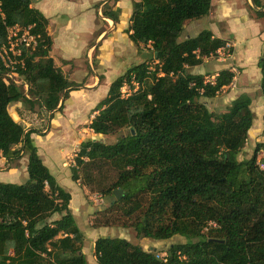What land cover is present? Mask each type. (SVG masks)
<instances>
[{
	"label": "trees",
	"instance_id": "1",
	"mask_svg": "<svg viewBox=\"0 0 264 264\" xmlns=\"http://www.w3.org/2000/svg\"><path fill=\"white\" fill-rule=\"evenodd\" d=\"M212 1L133 0L129 38L138 48L150 47L154 67L148 61L133 65L110 85L89 128L98 137L127 134L112 144L83 142L72 179L93 191L95 173L114 170V182L99 188L113 198L109 210L119 211L138 239L184 242L161 256L125 238L100 237L94 242L98 264H264V144L256 145L250 159H238L255 118L252 99L243 94L226 112L210 111L203 99L232 85L234 72L223 69L211 82L188 69L217 56L228 41L209 30L181 40L188 22L210 15ZM253 2L264 19V11L256 10H264V2ZM0 3V48L13 26L31 27L39 43L23 52L25 67L18 73L24 85L8 80L0 64V154L10 162L27 156L29 176L24 184L0 183V264H89L86 237L70 209L72 196L32 138L44 129L26 128L21 113L16 122L10 112L20 103L47 115L61 112L78 88L50 57L48 20L32 0ZM106 18L116 21L111 14ZM258 68L264 99V53ZM125 86L137 90L124 96ZM115 191H122L120 200Z\"/></svg>",
	"mask_w": 264,
	"mask_h": 264
},
{
	"label": "crops",
	"instance_id": "2",
	"mask_svg": "<svg viewBox=\"0 0 264 264\" xmlns=\"http://www.w3.org/2000/svg\"><path fill=\"white\" fill-rule=\"evenodd\" d=\"M240 1L243 8L242 15L235 12L238 6L237 0H213L210 15L201 25L199 23L202 28L188 37L197 36L203 30H209L216 38L228 41L227 47L234 48L236 67L239 70V75L234 79L237 93L235 99L243 94L251 97V110L255 118L249 132V140L253 135L257 138L256 142L263 139L261 143L264 144V99L260 92L261 72L258 68V62L264 53L263 18H253L247 11L249 7L247 0ZM32 7L40 11L48 20L47 31L52 38L50 57L54 60L56 67L67 76L69 82L74 83L78 88L70 92L61 112L55 111L48 115L49 125L42 131L43 135L32 136L38 148V154L58 184L61 186L62 180L72 181L70 188H73V193L69 192L72 196L70 209L76 219V214L79 218L83 215L82 213L87 214L88 207L86 208L85 199L87 190L84 188L82 190L79 182L73 181L71 167L66 163L67 157L79 151L81 144L87 140L84 139L85 136L98 140V136L94 135L89 128L92 119L98 113L94 111L91 119L89 115L107 96L109 87L114 82L109 80L108 76H116L117 79L131 66L145 62L142 56L143 46L138 48L129 38L133 0H32ZM106 14H111L116 21L106 18ZM244 16L247 22L244 26L255 31L252 39L248 37L242 39L245 46L239 50L237 27L242 25ZM254 22L258 25L257 29ZM229 40H231L230 43ZM97 50L100 54L98 57H96ZM93 57L98 59L97 69L102 79L94 75L84 80V85H80L82 81L75 80L77 79L76 71L78 68L83 70L85 67L86 71L93 69ZM230 70L235 74L236 69L230 68ZM88 91H98L100 97L89 98ZM94 100H96L95 105ZM16 107H22V104ZM15 113L21 121L18 112ZM263 159L264 151L259 154V160ZM27 163V156L10 162L0 154V183L18 185L26 183L29 178ZM96 240L94 239V242ZM90 250L94 253V249L87 248L85 239L83 252L87 258Z\"/></svg>",
	"mask_w": 264,
	"mask_h": 264
},
{
	"label": "rangeland",
	"instance_id": "3",
	"mask_svg": "<svg viewBox=\"0 0 264 264\" xmlns=\"http://www.w3.org/2000/svg\"><path fill=\"white\" fill-rule=\"evenodd\" d=\"M237 2H238V6L235 8V12L236 13L238 12L240 15H242L243 14V8L241 7V1L237 0ZM262 2H264V0H262ZM247 3L249 6L247 11L250 13V15L253 18L256 19L257 15H256L254 9H252L253 6L251 4V1L247 0ZM203 20L204 19L199 20V21L188 22L185 26V31H184V34H183V37L181 38V40H185L187 36H189L190 34H194L196 32V30L201 29L202 27L199 26V23L201 25V23H203ZM243 20L244 21H243L242 25L237 27L238 38H239L237 43H238L239 50L243 49V47L245 46V42L242 39H245L247 37L249 39H252L254 36V31H255V30H250L247 26H244L247 24V22L245 21L246 20L245 16L243 17ZM196 22L198 24H196ZM262 22L264 24V19H262ZM259 24H261V23L259 22ZM254 26L256 27V29L258 28L257 23H255ZM191 37H196V36L194 35ZM230 41L231 40H229V43H230ZM241 43H242V45H241ZM142 48H143L142 49L143 60L147 62L149 60L150 54H151L150 53V51H151L150 47L149 46H143ZM231 50H233V51H231ZM234 53H235L234 48L227 47L226 50L221 51V54H218L217 56H212L210 58L205 59V62L203 65H201L197 68L191 69V72L195 73V74H197L198 72H201V73H203V75L206 76V80L211 81V82L214 81L215 75L217 74V72L219 70H223V69L234 68V69H236L235 70V76H238L239 70L236 67L237 61L235 59L236 56H234ZM98 54H99V50H97V52H96V57H98ZM92 60H93V65H94L93 69H90V70L88 69L86 71L85 70L86 67H85V68H83V70L78 68L76 71L75 77L77 79H75V80L79 81V82L82 81L81 84L79 83L80 85H84V80H86L88 77H94V75H98L100 77L102 76V75H100V71H98V69H97L98 59L93 57ZM92 60H91V62H92ZM148 62L150 63L151 61H148ZM150 64L152 67H154L155 63L152 62ZM115 77L116 76L111 75V76H108V79L113 82L116 79ZM234 84H235V82L233 81V85H230L229 87L224 88L213 99H203V102L206 104V106L208 107V109L210 111H212L214 113H224L228 110L233 99H235L237 96ZM123 90H124V92L122 91L123 94L125 96H128L129 94L135 92L137 90V88L131 89L130 86L129 87L127 86ZM107 94H108V92H107ZM88 95H89V98H96L99 96V92L98 91L97 92L88 91ZM105 96H106V94H105ZM105 96H103V97H105ZM93 102L95 105L96 100H94ZM20 104H16V105H20ZM16 105L11 107L10 112L11 113L20 112L21 116L23 117V121H25L24 125H26V128H36V127L40 128L41 127V130L47 128V126L49 125L48 115L43 114L42 110L39 109L38 106H36L34 111H32V110H30L29 107H24V106L16 107ZM95 109L89 115V119H91V117L94 116ZM29 126H31V127H29ZM125 134H127V131L122 130V131L117 132L114 135L98 137V140L112 144V143H115L120 137H122ZM84 139L90 140V138L87 136H85ZM256 139L257 138L252 135L247 146H245L242 153L238 157V159L240 161L247 160V159H250L252 157L256 145L263 141V139H260L259 142H256L255 141ZM78 152H76L75 155L72 153V154L68 155V157H67L66 163H67V166L71 167L70 168L71 171H72V167H74L76 165L75 158H76ZM261 167L264 169L263 162H261ZM94 176H95V185L93 186L94 190L93 191L87 190V195H85V199H86V203H87L86 208L88 207L87 208L88 209L87 214L85 215L84 213H82L83 215L80 218L76 214V220L79 224V227L82 230V232L85 234L86 246L88 249H94L93 248L94 239H98L100 237L111 236V237L125 238V239L131 241L133 244L140 245L146 251H155L159 255L165 256L166 251L168 250V248L172 244L184 242V239L179 238V237H175V238L168 240V241H155V240H148V239H138L135 231L130 227V222L127 221L119 213V211L114 212V211L109 210L110 209V203L113 201V198L104 197L103 196L104 194L99 189L103 185L105 186V184H107V183L108 184L113 183L114 180L116 179V172L114 170H111L110 168H105L101 172H98V173L96 172ZM61 183H62L61 186L66 191L73 193V190H72L73 188H70L72 181L68 182V181L62 180ZM80 188H82V187H80ZM82 190H83V188H82ZM72 209L74 210V205L72 206ZM54 218H58V215H56ZM106 224H110V226H113V227H107ZM123 226H125V228ZM92 253H93L92 250H90V252L88 254V258H87L89 264H98L96 259H95L94 253L93 254Z\"/></svg>",
	"mask_w": 264,
	"mask_h": 264
},
{
	"label": "built area",
	"instance_id": "4",
	"mask_svg": "<svg viewBox=\"0 0 264 264\" xmlns=\"http://www.w3.org/2000/svg\"><path fill=\"white\" fill-rule=\"evenodd\" d=\"M0 13H2L1 3ZM38 45V38L31 33V27L21 28L20 26H13L7 29L6 42L0 48V64L4 68L5 77L8 80H12L17 85H24L18 73L20 67L22 69L25 67L24 59H22L23 52H33L37 49ZM221 51H219L217 55L221 54ZM188 70L191 72V69ZM126 87L127 86L123 89ZM25 88L26 90L28 89L26 84ZM122 91L124 92V90Z\"/></svg>",
	"mask_w": 264,
	"mask_h": 264
},
{
	"label": "water",
	"instance_id": "5",
	"mask_svg": "<svg viewBox=\"0 0 264 264\" xmlns=\"http://www.w3.org/2000/svg\"><path fill=\"white\" fill-rule=\"evenodd\" d=\"M251 1V4H252V6L254 7V2H253V0H250ZM255 8V7H254ZM256 10H260V11H264L263 9H257L256 8ZM12 118L16 121V122H19L20 121V119H19V117H18V115L16 114V113H12ZM263 164H264V160H263ZM114 194L117 196V198L120 200L121 199V197H122V191H115L114 192Z\"/></svg>",
	"mask_w": 264,
	"mask_h": 264
}]
</instances>
